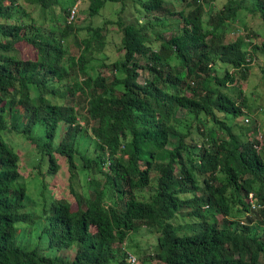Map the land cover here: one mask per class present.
<instances>
[{
  "label": "trees",
  "instance_id": "16d2710c",
  "mask_svg": "<svg viewBox=\"0 0 264 264\" xmlns=\"http://www.w3.org/2000/svg\"><path fill=\"white\" fill-rule=\"evenodd\" d=\"M79 4L84 27L61 0H0V264H264V131L243 92L264 56V0ZM242 11L262 32L226 40ZM82 29L70 56L64 41ZM8 134L33 143L29 172ZM63 167L66 190L50 188ZM142 229L157 235L152 253L125 247Z\"/></svg>",
  "mask_w": 264,
  "mask_h": 264
},
{
  "label": "rangeland",
  "instance_id": "374dc122",
  "mask_svg": "<svg viewBox=\"0 0 264 264\" xmlns=\"http://www.w3.org/2000/svg\"><path fill=\"white\" fill-rule=\"evenodd\" d=\"M78 0H76L77 2ZM174 3L178 6L179 5V1L180 0H173ZM61 2L64 5H72L71 3H74V0H61ZM78 3V15L75 22V25L78 27H84L86 26V24L89 22V19L87 18V14L85 13V11H82V7L81 5ZM28 11L32 12V15L35 17L37 15H39V7H33V6H26ZM120 8V4H116V3H107L105 5V7L102 9L101 14L104 17H109V18H116V11ZM134 8L132 6V4H127L125 7L124 12L122 13V16L124 18H131L133 19L132 13H133ZM56 12L57 13H61V11L58 9V7L56 8ZM240 21H236L233 22L228 29V33L225 36V39L227 40L230 36L233 35H237L238 31L242 32V33H247V30L244 28V25H247V27L249 29H253L255 30L257 33H261L262 32V27L260 25V20L259 18L253 17L250 14H248L247 12H240ZM206 18V15L204 16ZM13 19H10L9 22H12ZM0 22H3L2 19H0ZM94 24H100L101 21L99 20V18L95 17L94 18ZM168 22V21H167ZM170 26L169 27V31H167L165 33L166 36H168L170 34V32H172L173 30L176 29L177 25L175 24V22L173 21V19L171 18L170 20ZM234 33V34H232ZM113 35L111 36V44L108 45V47H106V52L109 55V58L111 60L117 58L118 56V52L116 50L117 48V44L119 42V34L117 32H113ZM86 35V32L84 29L80 30L77 33L74 34H70L67 39H65L64 44L66 46L67 49V53L68 55H77L79 53V47H78V40L81 39L83 36ZM260 38L259 37H254L252 40L254 42L258 41ZM19 50L21 51L20 55L22 57H29L33 52L31 49H29L28 47H24L22 44L19 45ZM101 55V54H100ZM95 65V70L96 71H101V72H106L107 75L110 74L109 68H104V67H100L99 64L101 63V60L98 59L96 61L93 62ZM262 67H264V56L261 54L257 55V58L255 60H253L252 64L250 65V70L247 76V80H245V82H243V92L245 94V96L247 97V99L249 100V103L251 105V107H253V112L252 115L249 116V123L251 124H257L259 125V127L261 128V130L264 131V74L261 71ZM95 70H93L92 72L95 73ZM219 72L222 73L223 69H219ZM141 76H139V81H143L145 79L146 74L145 73H141ZM83 122V121H81ZM235 132H238L237 128H234ZM250 134V133H249ZM253 136V138H255L257 136L256 133L251 134ZM248 137V136H247ZM7 138L9 139L11 145L14 147V149L16 151H18L19 155H20V165L24 168L25 171L29 172L30 170V166H31V161H33V156H34V145L31 141L29 140H21L19 138L18 135L16 134H8ZM252 138V137H251ZM61 163V161H60ZM24 175H26V172H23ZM31 175V174H30ZM29 175V176H30ZM27 175L26 177V181L29 182L28 187H29V193H35L37 191V189L39 188L40 184L38 183H32L34 181H32V178L30 179ZM57 177V180H56ZM54 177V179L51 178H47V182H48V186L50 188H52V186H54L56 184V181H58L59 185H61V187L63 188V191L66 190V186L68 183L67 180V172L66 170L63 168L59 169V173L58 175ZM31 182V183H30ZM51 183V185H49ZM80 185L76 186L77 191L80 189V186L85 185V181L82 180L80 178ZM36 187V188H35ZM71 207L74 209L76 208V202L74 201L71 205ZM221 216H218V219H220ZM130 239L132 242L133 247L131 249H129L127 246L129 245L130 241L127 240L128 244L125 245V247L132 251L134 248H136V244L137 243L139 247H141L143 250H145L147 253H152L154 250V245L156 243V234L155 233H150L145 229H142L139 233L133 235H130ZM44 248V246L42 247ZM133 252V251H132ZM134 253V252H133ZM59 255L65 256L66 258H71L73 255V251H67V250H61L58 252ZM138 259V264H141V256L137 255L136 253H134Z\"/></svg>",
  "mask_w": 264,
  "mask_h": 264
},
{
  "label": "built area",
  "instance_id": "2783aa9c",
  "mask_svg": "<svg viewBox=\"0 0 264 264\" xmlns=\"http://www.w3.org/2000/svg\"><path fill=\"white\" fill-rule=\"evenodd\" d=\"M78 3H79V0H78L77 2H75V3L71 6V8H70V10H69V16H68V18H67L68 22H72V21H75V20H76L77 15H78ZM246 120H248V119H246ZM257 138L260 139L261 136L257 134ZM129 260H130L131 262H133L134 259L131 257Z\"/></svg>",
  "mask_w": 264,
  "mask_h": 264
}]
</instances>
